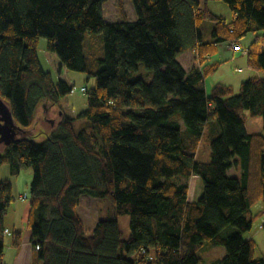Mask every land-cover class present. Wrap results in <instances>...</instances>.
Segmentation results:
<instances>
[{"label": "trees", "instance_id": "obj_1", "mask_svg": "<svg viewBox=\"0 0 264 264\" xmlns=\"http://www.w3.org/2000/svg\"><path fill=\"white\" fill-rule=\"evenodd\" d=\"M108 1L0 0V95L20 127L18 141L0 149V171L34 172L32 264H203L209 246L225 250L217 264H264L257 242L246 239L259 218L252 207L264 204V135L247 130L248 119H262L264 128V79L244 81L239 93L216 84L208 94L205 87L221 65H206L208 57L249 34L248 64L264 72V0H221L231 22L200 0H133L137 20L130 21L118 0V23L105 21ZM207 21L215 22L211 42L203 39ZM88 35L94 47L93 35H102L104 56L86 55ZM41 39L66 69L96 79L79 131L62 108L74 86L43 68ZM190 50L203 70L180 63ZM140 65L152 82L133 77ZM42 108L60 116L55 123L46 116L53 128L39 133ZM205 142L208 162L198 160ZM233 169L239 177L229 175ZM193 176L204 186L197 203L188 201ZM11 188L0 179V264ZM83 196L110 201L115 215L88 231L79 213ZM126 215L127 240L118 220ZM22 242L15 233L13 246Z\"/></svg>", "mask_w": 264, "mask_h": 264}, {"label": "rangeland", "instance_id": "obj_2", "mask_svg": "<svg viewBox=\"0 0 264 264\" xmlns=\"http://www.w3.org/2000/svg\"><path fill=\"white\" fill-rule=\"evenodd\" d=\"M202 7L205 6V3L207 4L208 9L216 14L219 17L224 18L227 22H231L233 20V12L231 11L230 7L223 1L221 0H209L206 2V0H200ZM125 6H126V12L127 14L132 17L135 12L134 8V3L133 0H125ZM114 11V14H113ZM116 12V13H115ZM107 17L106 21L107 23H118L122 21V18L119 13L118 9V0H110L108 3L107 7ZM206 24L209 25H215V22L212 21H207ZM206 28V27H204ZM92 37L91 35L87 36L86 39V55H92L96 53V55L102 57L104 56V42H103V37L102 35H93V38L95 39V44L96 46L94 47L93 44L90 42ZM255 38V34H249L247 37H245L241 43L237 45H241L242 48H248L251 43L254 41L253 39ZM47 40L46 39H41L39 42V54L41 58V63L44 67V69L47 72H50L54 78L55 81L60 80H66L69 84L72 86H75L78 91L75 93H72L68 95L62 102V108L63 110L67 113L68 117L74 118L76 121L75 123V128L77 131L80 129H83L86 127V121L84 119H80L79 115L82 113V111L86 110L87 108V94L81 92L82 88H87L88 90H92L96 87V79L95 78H89L87 74L81 73V72H76V71H71L68 69H63L62 71L60 70V65H58L57 60L58 58L53 57L55 56L54 54L50 53L47 51ZM96 52H95V51ZM234 54L238 56H245L240 52H234ZM217 60L221 61V55L219 54L216 56ZM245 60V59H244ZM60 64V62H59ZM248 64V61H247ZM225 67L219 72H214L210 74V76L207 77V84H211V88H209V91L211 93V89L214 85L217 84V79H227L228 76L233 78L234 80H237L238 83L240 81H244L246 79H249L250 77L253 78L255 76H251V74L247 71L245 64L240 63V64H234V66L228 62L224 65ZM249 66V64H248ZM235 67H242L245 71L241 73H235ZM260 72V71H259ZM261 74L264 75V72L261 71ZM133 77L136 78H142L146 82L150 83L154 79V74L146 69L144 65H140L139 70L135 71L132 73ZM235 75V76H234ZM71 76V77H70ZM209 80V81H208ZM206 81V80H205ZM209 84V85H210ZM82 87V88H81ZM80 90V91H79ZM209 94V93H208ZM79 113V114H78ZM78 114V115H77ZM48 116L51 120L58 121L60 113L57 110L51 111V113H48L46 115L45 110L42 108L39 111V114L37 116V123L39 125L36 126L35 131L42 132L45 129H52L53 126L51 122L47 119ZM78 118V119H77ZM47 119V120H46ZM80 119V120H79ZM250 120V119H249ZM248 123V122H247ZM3 145L0 147L1 151H3ZM202 150L203 153L207 150H209V145L207 142H205L202 145ZM0 179L2 181H8L11 183V195L14 199V203L12 204V208L10 209L8 216H6V222L10 224V222H14V219L16 218L15 212L16 210L18 211L19 215L21 212H24L27 206H30V187L31 183L34 179V172L31 169H27L22 171L18 176L12 175L11 168L9 165H5L1 168L0 171ZM28 195L27 200H22L21 196L23 197L24 195ZM28 208V207H27ZM264 209V204L262 201L258 202L252 207V213L254 216H257L262 210ZM81 212L84 217L85 223L88 227V229H91L94 227V223L103 219H108L111 216L115 215V206L110 202V201H99L96 199H92L89 196L83 198L82 202V207H81ZM259 221L262 219L264 220V216H259ZM98 219V220H97ZM97 220V221H96ZM119 220V225L120 229L123 233V237L125 240L129 239L130 237V224H131V217L126 215V216H118ZM259 221L258 219L256 220L254 224L253 230L248 233L246 236L255 235V231L258 229L259 226ZM18 231H21L24 235L28 233V226H27V221L26 219L24 221L18 220ZM257 232V231H256ZM257 238V250H256V257H264V231H262L260 234H258ZM9 248V247H8ZM8 248L6 250V254H8ZM11 251L8 255V263H14L15 261V250L11 249ZM224 250V249H222ZM217 254H213L212 256L215 257ZM218 256V255H217Z\"/></svg>", "mask_w": 264, "mask_h": 264}, {"label": "crops", "instance_id": "obj_3", "mask_svg": "<svg viewBox=\"0 0 264 264\" xmlns=\"http://www.w3.org/2000/svg\"><path fill=\"white\" fill-rule=\"evenodd\" d=\"M109 2H110V0L106 4H104V7H103L105 21H106V17L108 16L107 15V7H108V3ZM125 8H126V6H125ZM113 14H114V11H113ZM128 18H129L130 21H136L137 20V15L134 14V16H132V17H130L128 15ZM233 18H234V16H233ZM204 27H206V28H204ZM214 27H215L214 24L213 25H209V24H206V23L203 24V32H204V38L203 39H204L205 42H211L212 41V31H213ZM50 53H52V52H50ZM52 54L55 55L53 57H56L55 53H52ZM219 54L221 55V58H222L221 61L216 59V56H218ZM56 59H58V58H56ZM40 61H41V58H40ZM179 61L183 65L185 70L188 71V72H190L192 69H194L196 67H200L202 70L204 68V66L199 63L200 62L199 55L196 54L194 51H191V50L183 53L179 57ZM247 61H248L247 56H238V55L234 54L233 50L230 47V43H223V44H220L217 47V51H216V54L214 56H209L208 57V61H207L206 65H209L210 63H217V62L221 63V65L218 67V69L216 71L217 73H219L225 67L224 65L226 63H228V62H230L233 66H234V64L237 65V64H240V63H244L247 71L251 74V76H255L253 78H262V79H264V75L261 74V71L259 72L257 70L252 69L250 66H248ZM57 62H58V65H60V70L61 71L63 69H66L62 65L60 60H57ZM59 62H60V64H59ZM244 71L245 70L242 67H238V68L235 67V73H241V72H244ZM207 77L208 76L205 77V80H206L205 81V87H206L207 93L210 94L209 88H211V85H209V83L207 84ZM249 79H251V77ZM249 79H246L244 81H247ZM217 80H218L217 84H223V85H227V86H232L234 88V90H235V93H239L241 84L244 82V81H240L238 83L237 80H234L230 76H228L227 79H217ZM63 81L67 82L66 80H63ZM84 111H82V112H84ZM65 114L67 115L66 112H65ZM72 119H74V118L72 117ZM247 122H248L247 123V130H248V132L250 134H263L264 135V132H263L264 128H263L262 119H260V118H258V119H250V120L248 119ZM202 145H201V147L199 149L198 160L202 161V162H208L211 159L210 147H209V150H207V151H205L203 153ZM229 175L232 176V177H239L240 176V170L233 169V170H231L229 172ZM203 193H204V186H203V182H202L201 178L198 177V176L191 177V179H190V189H189V193H188V201H189V203H197L201 199V197L203 196ZM30 195H31V192H30ZM84 197H88V196H83L81 198V203H80V207H79V213H80V215H81V217H82V219L84 221L86 229L88 231H92L94 229V227L96 226V224L98 223V221H97L98 219L96 220L97 223L96 222L94 223V227H92L91 229H88V227H87V225L85 223L84 217L82 215V212H81V207H82V202H83V198ZM21 198H22V196H21ZM12 204H11V206L9 208V211L12 208ZM27 207L24 210V212L20 213V215H19L18 211L16 210V212H15L16 218L14 219V222H10V224H9L8 222H6V218H5V223H4L5 229L6 230H10L12 235H9V236L5 235L6 248H5V257H4V260H3L4 264H32V262H33V260H32V245H31V232H30V230H28V233L26 235H24L21 231H18V232H21L23 234V242H22L21 246L18 247V248L13 246V235L15 233H18L17 230L19 228L18 223H17L18 220L20 219V220L24 221L26 219V221H27V217H28V213H29V210H30V206H27ZM9 211H8V213H9ZM263 213H264V209L257 215L264 216ZM259 218H258V221H259ZM259 223L260 224L258 226V229L256 230L257 232L255 231V233H254L255 235L251 234L248 237L246 236V239H248V240L253 239V240H255L257 242V238L256 237L258 236V234H260L262 231H264V229H263L264 220L263 219H262V221L260 220ZM260 229H262V230H260ZM7 248H8V251H9V252H7L8 254H6ZM11 249H14V250L16 249L15 250L16 252H15V261H14V263H8L9 262L8 255H9V253L11 251H13ZM222 249H224V248L211 247V246L207 247L206 250L201 254V258L203 260V264H217V262L220 259H222L223 257H225V255H226L225 250H222ZM213 254H217L218 256L216 255L215 257H213L212 256Z\"/></svg>", "mask_w": 264, "mask_h": 264}, {"label": "water", "instance_id": "obj_4", "mask_svg": "<svg viewBox=\"0 0 264 264\" xmlns=\"http://www.w3.org/2000/svg\"><path fill=\"white\" fill-rule=\"evenodd\" d=\"M19 131L20 127L17 126L10 107L0 95V147L10 146L18 141Z\"/></svg>", "mask_w": 264, "mask_h": 264}, {"label": "built area", "instance_id": "obj_5", "mask_svg": "<svg viewBox=\"0 0 264 264\" xmlns=\"http://www.w3.org/2000/svg\"><path fill=\"white\" fill-rule=\"evenodd\" d=\"M230 47H231V49L233 50V52H240V53H242V54L245 55V56H247L248 53H249V51H248L247 49L242 48L241 45H237L236 42H230ZM194 52H195L196 54H198L197 51H194ZM76 91H78V90H77V88L74 86V88H73V90H72V93H75ZM81 92H83V93H87L88 90H87V88H82V89H81ZM21 199H22V200H27V199H28V195H27V194L24 195ZM5 234H6V235H12V233L10 232V230H5ZM37 249L39 250V247H38V246H37Z\"/></svg>", "mask_w": 264, "mask_h": 264}, {"label": "bare ground", "instance_id": "obj_6", "mask_svg": "<svg viewBox=\"0 0 264 264\" xmlns=\"http://www.w3.org/2000/svg\"><path fill=\"white\" fill-rule=\"evenodd\" d=\"M199 63H200V62H199ZM70 77H71V76H70ZM208 81H209V80H208ZM209 84H210V83H209ZM210 85H211V84H210ZM77 88H78V87H77ZM81 88H82V87H81ZM79 91H80V90H79ZM77 119H78V118H77ZM79 120H80V119H79ZM76 122H77V121H76ZM76 122H75V123H76ZM75 127H76V126H75ZM75 127H74V128H75ZM75 130H76V129H75ZM263 132H264V131H263ZM203 139H204V138H203ZM6 216H7V215H6ZM260 230H262V229H260ZM4 236H5V235H4ZM8 236H9V235H8ZM3 257H4V256H3ZM1 261H3V259H2Z\"/></svg>", "mask_w": 264, "mask_h": 264}]
</instances>
